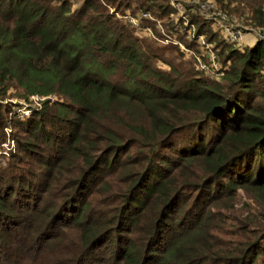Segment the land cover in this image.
Returning <instances> with one entry per match:
<instances>
[{
	"label": "trees",
	"instance_id": "trees-1",
	"mask_svg": "<svg viewBox=\"0 0 264 264\" xmlns=\"http://www.w3.org/2000/svg\"><path fill=\"white\" fill-rule=\"evenodd\" d=\"M74 1L0 0V98L40 105L0 103V142L17 132L0 264H264L263 43L215 41L218 25L189 15L185 47L219 48L214 81L173 68L98 0ZM158 1L139 9L176 32L190 5L175 18ZM216 2L264 32V0Z\"/></svg>",
	"mask_w": 264,
	"mask_h": 264
},
{
	"label": "rangeland",
	"instance_id": "rangeland-1",
	"mask_svg": "<svg viewBox=\"0 0 264 264\" xmlns=\"http://www.w3.org/2000/svg\"><path fill=\"white\" fill-rule=\"evenodd\" d=\"M100 4L107 8L109 12L112 14H115L116 18H119L120 20H128L133 26H135L136 30L141 33H147V38L153 40L158 46L161 47H168L166 53L164 54V57H166V60L173 65V68H175L177 65L180 67V69L183 68V70L187 69H193L195 71L203 72L204 75H208L211 79L214 81H219L222 76L221 74L216 73H210L207 70L203 69L204 65H208V54L212 52L214 56L216 57L217 54H219L218 49L211 50L210 45L208 44V47L201 46L200 40L198 39V42L196 41V45L194 43V47L192 48H186L185 45L190 43H193L194 38V31L196 30V24L194 26H189L186 29H184V24L187 25L188 17L189 15L192 17L199 16L198 22L202 21L203 23H207V25H218V23L215 21V17L212 14L213 9L209 8L208 6L205 8H202L200 6L202 3L206 2L207 0H198V3H195L194 0H184L183 4L190 5L191 11L185 10V16L183 15L184 21L181 23L178 19H174L176 21V27L178 30L176 32H173L170 22L173 21L170 17H165L163 20L160 19L157 20V17L153 15L152 12H144L143 9H139V5L144 3L147 4L148 1L152 3V0H128L122 4L120 0H98ZM216 9L222 11L225 13L224 10H221L217 7L216 0H210ZM162 3L161 0L158 1V3ZM75 5H78L80 3L79 0L74 1ZM126 4V6H125ZM128 5V6H127ZM226 14V13H225ZM179 13L176 12L175 18L178 17ZM227 16V24H230L234 27L240 28L243 32L244 38L241 41V43L237 46L238 49H246L252 46L253 43L256 41V35L258 30L254 29L251 26H247L245 21L242 18L238 17H231L230 15L226 14ZM150 21V23H149ZM164 22V23H163ZM144 24H147L150 28L153 24L155 26V30L159 32L160 36L163 37H155L154 33L151 32L150 28L144 26ZM167 25V26H166ZM175 26V23H174ZM209 26L203 27V29L209 30ZM218 28H220V31H217V39H222V29L218 25ZM217 28V29H218ZM145 31V32H142ZM219 32V33H218ZM260 32V31H259ZM151 37V38H150ZM208 38V37H207ZM207 43L206 39H204ZM181 41V43L179 42ZM214 44V43H213ZM211 44V45H213ZM213 47V46H212ZM223 53V51H222ZM225 52L223 53V55ZM222 55V56H223ZM218 59L220 58L219 55H217ZM216 58V60H217ZM220 61V59H219ZM217 61V63L219 62ZM220 63V62H219ZM218 63V64H219ZM161 69H166V67L160 63H157ZM177 64V65H176ZM221 64H219L220 67ZM222 70L221 67L219 71ZM0 103H11L12 107L14 109H17V111H21L22 114H30V108L36 107L37 109H40V105L38 103L37 99H31L29 102H22L19 100H16L15 98H8L5 99L0 98ZM16 137L17 132L13 130L11 125L8 124V126L4 129V136L5 140L3 142H0V166H3L5 161L7 160L8 155H14L16 152V144L14 140L12 139V136ZM21 137V135L19 134ZM241 203V202H240ZM240 208H243V205H239Z\"/></svg>",
	"mask_w": 264,
	"mask_h": 264
},
{
	"label": "built area",
	"instance_id": "built-area-1",
	"mask_svg": "<svg viewBox=\"0 0 264 264\" xmlns=\"http://www.w3.org/2000/svg\"><path fill=\"white\" fill-rule=\"evenodd\" d=\"M182 1L183 0H168L169 4L180 14H183L182 11ZM195 3H198V0H194ZM200 6H202V8L205 7H209L212 8V14L215 17V21L220 25L221 29H222V36L223 38L235 45L236 47L241 43V41L244 38L243 32L240 28L234 27L230 24H227V16L224 12L218 10L215 8L214 4L210 1L207 0L206 2L202 3ZM201 46L203 47H208V43L205 42L203 37H199ZM255 41H261L264 45V32H257L256 35V40ZM208 65H204L203 69L207 70L210 73H220L219 69V64L217 63L216 57L214 56V54H212V52H210L208 54ZM216 73V74H217ZM32 99H36V98H32ZM38 100V99H37ZM27 115V114H26Z\"/></svg>",
	"mask_w": 264,
	"mask_h": 264
},
{
	"label": "crops",
	"instance_id": "crops-1",
	"mask_svg": "<svg viewBox=\"0 0 264 264\" xmlns=\"http://www.w3.org/2000/svg\"><path fill=\"white\" fill-rule=\"evenodd\" d=\"M184 0L182 1V11H184V4H183ZM180 15V14H179ZM219 25V24H218ZM220 26V25H219Z\"/></svg>",
	"mask_w": 264,
	"mask_h": 264
}]
</instances>
